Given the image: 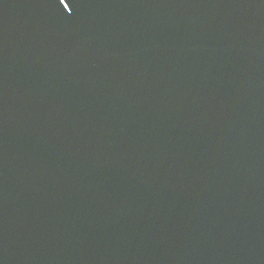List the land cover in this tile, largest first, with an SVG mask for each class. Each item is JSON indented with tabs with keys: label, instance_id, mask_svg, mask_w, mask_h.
Masks as SVG:
<instances>
[{
	"label": "water",
	"instance_id": "obj_1",
	"mask_svg": "<svg viewBox=\"0 0 264 264\" xmlns=\"http://www.w3.org/2000/svg\"><path fill=\"white\" fill-rule=\"evenodd\" d=\"M0 264H264V0H0Z\"/></svg>",
	"mask_w": 264,
	"mask_h": 264
},
{
	"label": "snow or ice",
	"instance_id": "obj_2",
	"mask_svg": "<svg viewBox=\"0 0 264 264\" xmlns=\"http://www.w3.org/2000/svg\"><path fill=\"white\" fill-rule=\"evenodd\" d=\"M60 2H61V3H63V0H60ZM64 6H65V8H67V7H68V6H67V4H65Z\"/></svg>",
	"mask_w": 264,
	"mask_h": 264
}]
</instances>
